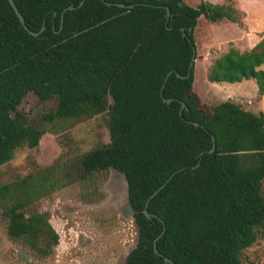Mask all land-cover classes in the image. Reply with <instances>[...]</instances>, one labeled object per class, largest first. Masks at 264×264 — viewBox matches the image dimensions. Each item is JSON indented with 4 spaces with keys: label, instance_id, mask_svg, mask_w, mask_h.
<instances>
[{
    "label": "trees",
    "instance_id": "trees-1",
    "mask_svg": "<svg viewBox=\"0 0 264 264\" xmlns=\"http://www.w3.org/2000/svg\"><path fill=\"white\" fill-rule=\"evenodd\" d=\"M15 1L31 30L45 28L31 34L10 1L0 0V166L19 146H38L45 133L21 112L12 115L28 93L57 99L50 120L107 110L111 141L83 164L126 178L138 231L126 264H167L165 257L173 264H244L242 252L264 226V111L232 100L205 105L194 90L196 62L187 76L199 18L233 19L232 8L204 0ZM262 65L264 37L250 51L231 48L217 58L208 79L254 78L264 94ZM57 174L0 186L9 235L45 254L59 234L48 213L25 210L62 185Z\"/></svg>",
    "mask_w": 264,
    "mask_h": 264
},
{
    "label": "rangeland",
    "instance_id": "rangeland-1",
    "mask_svg": "<svg viewBox=\"0 0 264 264\" xmlns=\"http://www.w3.org/2000/svg\"><path fill=\"white\" fill-rule=\"evenodd\" d=\"M185 1L192 6L201 2ZM207 1L230 5L233 19L212 23L201 16L195 30L194 90L208 106L233 100L255 112L264 111V94L252 81L215 87L208 83V69L217 58L231 48L247 50L251 34L264 37V0ZM108 99L112 103V97ZM56 108V98L41 101L30 92L12 113L16 116L21 112L28 123L44 128L45 133L38 146H19L13 158L0 166V186L32 173L52 172L54 176L56 170L62 185L25 211L27 216L48 213L59 242L45 254L33 250L23 239L12 238L0 201V264H126L138 240L126 178L114 168L87 171L83 164L88 152L111 141L108 111L81 118L48 119ZM241 257L244 264H264V226Z\"/></svg>",
    "mask_w": 264,
    "mask_h": 264
},
{
    "label": "water",
    "instance_id": "water-1",
    "mask_svg": "<svg viewBox=\"0 0 264 264\" xmlns=\"http://www.w3.org/2000/svg\"><path fill=\"white\" fill-rule=\"evenodd\" d=\"M9 1H10L11 5L13 6L14 10L16 11L17 15L19 16V18H20L21 22L23 23L24 27H25L27 30H29V32H30L31 34H33V35H35V36H40V34H41V32L44 30L45 26L41 29V31H33V30H31V29L28 27V25H27V23H26V21H25V18H24V16H23L22 12L20 11L18 5L16 4V1H15V0H9ZM84 2H85V0H83V1L80 3V5H83ZM133 6H134L133 4L130 5V7H133ZM73 8H74V7L71 5V6L67 7L65 11H67V10H69V9H73ZM65 11H64V13H65ZM64 13H63V16H62V17H64ZM168 13L170 14V9H169V8H168ZM190 30H192V29H190ZM183 34H184V36H188V33H187L184 29H183ZM41 37H44V36L41 35ZM196 51H197V49H196V47H194V56H193V60H192L191 63H190V66H189V72H188L187 76H189V75L192 73V68H193V66H194V64H195V61H196V58H197V56H196ZM178 76H182V75H181L180 73H178ZM171 101H172L171 98H168V99H167V102H171ZM182 107H183V108L186 107V109L189 110V108L186 106V104H185L184 102L182 103ZM194 123H195L196 125H199V124H200L199 122H194ZM215 147H216V142H215V137H214V145H213V147L210 149V152H214ZM199 165H200V162H199L198 164L192 166V168L194 169V168L198 167ZM174 175H175V173H173V174L171 175L170 178H172ZM167 181H168V180H167ZM165 184H166V183H165ZM165 184H163L158 190H156L155 193H154L153 195H155L156 193H158L159 190H160L161 188H163ZM153 195H152V197H153ZM145 213H146V216H147L149 219H151V218L154 216V214H151L147 208H146V210H145ZM155 251H156L157 253L159 252V249H158L156 243H155ZM165 261H166L167 264H173L172 259L169 258V257H165Z\"/></svg>",
    "mask_w": 264,
    "mask_h": 264
},
{
    "label": "crops",
    "instance_id": "crops-1",
    "mask_svg": "<svg viewBox=\"0 0 264 264\" xmlns=\"http://www.w3.org/2000/svg\"><path fill=\"white\" fill-rule=\"evenodd\" d=\"M203 0H201V2H202ZM204 1H207V0H204ZM200 2V3H201ZM209 2H211V1H209ZM212 3H214V2H212ZM214 4H218V3H214ZM219 5H223V4H219ZM197 6V5H196ZM223 6H225V7H228V6H230V5H223ZM202 16H204V15H202ZM205 17V16H204ZM206 18V17H205ZM207 19V18H206ZM230 20V18H227V17H225V18H223V19H221V20H219V21H215V22H212V21H210V22H212V23H219V22H222V21H224V20ZM201 20V17L199 18V21ZM208 20V19H207ZM198 24H199V22H198ZM198 26V25H197ZM196 30V29H195ZM263 38L262 37H260L259 35H256V34H251L250 36H249V48L247 49V50H245V51H241L240 49H238L239 51H241V52H246V51H250V50H252L261 40H262ZM237 49V48H236ZM230 50V49H229ZM228 50V51H229ZM227 51V52H228ZM226 53V52H225ZM222 56V55H221ZM196 62V61H195ZM261 68H263L264 69V65H262L261 66ZM249 81H252V83H254L255 85H256V87H257V89H259V87H258V84H257V81H256V79H254V78H251V79H244L243 81H240V82H229V83H234V84H226L225 82H212V81H208V83H209V85L211 86V87H215V86H217V85H220V84H224V85H228V86H233V85H243V84H245V83H247V82H249ZM233 101V100H232ZM235 102V101H234ZM236 103H238V102H236ZM238 104H240V103H238ZM242 105V104H241ZM243 106V105H242ZM244 107V106H243ZM245 108V107H244ZM247 109V108H246ZM248 110H250V109H248ZM253 111V110H252ZM255 112V111H254Z\"/></svg>",
    "mask_w": 264,
    "mask_h": 264
}]
</instances>
